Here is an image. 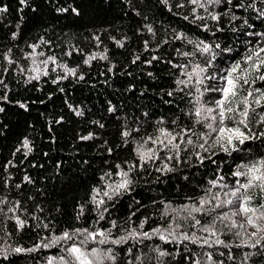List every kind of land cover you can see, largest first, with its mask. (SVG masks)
I'll return each instance as SVG.
<instances>
[{"label":"trees","instance_id":"trees-1","mask_svg":"<svg viewBox=\"0 0 264 264\" xmlns=\"http://www.w3.org/2000/svg\"><path fill=\"white\" fill-rule=\"evenodd\" d=\"M179 4L183 7H178ZM238 4L242 7H237ZM0 7L7 8L6 12H0V80H3L0 84V109H3L0 111V264H48L50 257L58 259L62 254L58 247L42 246L49 239L64 231L81 228L95 231L97 227H104L106 221L93 223L96 215L91 211V204L77 219L78 206L88 201L93 186H102L100 176L105 171L115 172V164L123 166L125 161L135 160L132 137L139 140L153 133L154 122L161 117L170 124L179 115L180 124H190V119L180 111L192 106L189 98L181 99L179 92L173 97L167 94L176 87L174 80L180 69L163 61L188 63L190 58L176 50L182 53L194 49V44L187 40L176 39L178 33L183 32L195 43L204 41L211 45L218 53L215 64L227 66L250 46L245 41L255 40L245 33L264 31L261 15L264 0H232L230 5L221 0L219 5H211L208 12L197 8L195 14L196 6L188 0H26L25 3L0 0ZM212 12L227 14L217 22L211 20L209 13ZM201 15L206 19L195 18ZM205 24L207 31L203 30ZM249 25L254 27L249 28ZM149 26L152 32L148 31ZM117 42L123 43V47ZM216 44L220 45L219 49H215ZM32 45H37L35 53ZM225 48L233 51L223 52ZM69 52L71 55L66 54ZM104 55L107 59L100 58ZM210 55L198 52L194 59L203 64ZM92 56L95 59L85 63ZM152 56L162 59L146 63ZM49 57H54L56 63L48 60ZM8 59L15 63L9 64ZM45 60L47 64L42 63ZM62 65L75 69V75H67ZM36 67L49 75L39 74L38 81L32 79L38 75L33 71ZM65 75L66 79H59ZM81 75L83 80L79 79ZM169 99L174 103L164 102ZM207 99L205 96L204 100ZM22 104L25 107H21ZM110 108L114 111H109ZM77 111L83 115L77 116ZM145 112L147 117L143 115ZM136 127L140 131H133L125 145L122 131ZM252 127L257 133L264 129V125L253 124ZM89 134L93 139H81ZM25 139L32 149L30 152L23 146ZM251 148L252 153L248 155L264 154V139L252 142ZM108 149H112L111 155ZM210 151L219 152V149ZM213 158L224 171H229L239 160L236 153L232 157L220 153ZM161 163L156 161L155 166ZM170 163L176 170L167 174L156 172L155 166L148 171L133 172L134 191L130 196L117 198L119 202L111 209L112 219L128 228L125 221L135 212L131 216V227L147 217L143 231L168 228L172 219L166 214L171 210L166 207L168 202L171 207H177L188 203L187 197L201 195V188L208 187L207 180L214 178L217 167L209 160L200 165L195 156L179 165L175 161ZM26 176L31 183L24 179ZM112 179L119 178L113 176ZM13 208L14 212L9 211ZM16 218L26 222L23 229L18 227ZM177 223L183 221L177 220ZM184 231L191 234L193 229L187 226ZM224 231L221 239L230 246L241 242L227 229ZM113 232L124 234L119 229ZM132 243L129 241L130 245ZM15 247L36 250L14 253ZM137 247L149 255L150 264H193L194 260H199L200 264L221 260L224 264H264V241L256 248L232 247L233 258L229 259L228 249L224 247L200 248L187 241L167 244L156 237L134 246L129 257L117 248L120 255L116 264H121L125 258L132 259ZM157 247L171 255L159 257L154 251ZM5 248H8L7 258L3 253ZM218 251L224 255H217ZM206 252L213 254L212 261H208ZM185 256L190 259L185 261Z\"/></svg>","mask_w":264,"mask_h":264},{"label":"snow or ice","instance_id":"snow-or-ice-1","mask_svg":"<svg viewBox=\"0 0 264 264\" xmlns=\"http://www.w3.org/2000/svg\"><path fill=\"white\" fill-rule=\"evenodd\" d=\"M20 2L25 3L26 0H20ZM188 2L196 6L193 8V14H195L197 8L208 12L211 5H219L221 0H188ZM225 2L230 5L232 0H225ZM178 7H183V4H179ZM237 7H242V5L238 4ZM6 11V7H0V12ZM73 12L79 15L76 9H73ZM226 14V12H212L209 13V16L211 20L219 22L220 17ZM261 15L264 16V12ZM195 18L197 20L206 19L203 15ZM236 18L238 19V17ZM184 19L187 20L188 17H184ZM244 23L247 24V20ZM252 27L254 26L249 25V28ZM203 30H208L207 24L203 25ZM220 30L217 28V31ZM148 31L152 32L150 26ZM245 35L253 37L255 40L245 41L250 46L239 54V58L232 60L227 66H220L215 64L218 53L211 45L204 41L195 43L187 39L183 32L177 34L176 39L187 40V43L194 44V49L191 52L182 53L179 49L176 50L183 57L190 58L188 63L174 64L171 60L163 61L172 68L180 69L174 80L176 87L167 94L169 97H173L174 93L179 92L182 93L181 99L189 98L188 103L192 106L182 108L180 111L190 119V124H180L179 115H176L170 124L161 117L154 122L153 133L141 136L139 140L132 137L134 143L132 151L135 160L125 161L123 166L119 163L115 164V172L105 171L100 176V180L103 182L102 186H93L88 201L78 206L77 219L84 215L85 208L91 204V211L96 215V220L93 223L98 225L100 221H106V225L97 227L95 231L81 228L64 231L52 239L45 237L44 239H49V242L42 245L44 248L58 247L62 253L58 259L50 257L48 264H54V262L55 264H116L120 255L117 248L125 253V257H129L132 256L134 246L142 245L144 240H152L154 237L167 244L179 245L187 241L200 248L215 247L219 249L224 247L228 249L229 259L233 258L232 247L256 248L261 245V242L264 241V154H248L252 153V142L264 139V129L257 133L253 131L252 127L253 124L256 127L264 125V31H249ZM95 39L99 40V37H95ZM117 43L119 47H123V43ZM30 47L35 53L37 45ZM219 48L220 45L216 44L215 49ZM145 50H148L147 42H145ZM232 51L231 48L223 50L228 53ZM198 52L201 55H211L201 64L194 59ZM66 54L71 55V52ZM100 58L107 59V56L104 55ZM92 59H95V56L89 57L85 63H89ZM136 59H139V56ZM161 59V57L152 56L146 63L151 64L153 60L160 61ZM48 60H51L53 64L56 63L54 57H49ZM135 62L134 60L133 63ZM8 63L12 64L15 61L8 59ZM42 63L47 64L48 61L45 60ZM61 67L65 68L67 75H75V69H68L66 65ZM210 68L211 72H209ZM33 71L38 73L32 77L37 81L40 79L39 74L49 75L46 70L39 67L34 68ZM67 75L61 76L59 79H66ZM148 75L153 74L148 73ZM180 76L185 79H180ZM79 79L83 80V75L79 76ZM53 82H58V80ZM2 83L3 80H0V84ZM257 83L261 86L257 87ZM61 91L63 90L61 89ZM205 96H208L207 100H204ZM164 102L171 105L174 100L169 99ZM20 106L25 107L23 104ZM176 107L179 105L177 104ZM109 111H114V108H110ZM76 115L81 116L83 113L77 111ZM143 115L147 117L148 113L145 112ZM166 124H168L167 127L164 126ZM133 131L139 132L140 129L136 127L132 130L122 131L121 137L125 145L129 142L127 138L132 136ZM81 139L91 140L93 136L89 134ZM23 146L29 152L32 150L27 139L23 141ZM210 149H219V152L210 151ZM108 152L111 155L112 149H108ZM161 153L163 156L160 155ZM184 153H188V155L183 156ZM220 153H223L225 157H232L233 153H236L239 160L229 171H224L213 158ZM192 156H195L200 165H203L205 160L216 164L214 178L207 180L208 187L201 188V195L187 197L188 203L171 207V202H168L166 207L171 210L166 214L172 218L168 228L161 230L157 227L150 231H143L147 217L141 220L136 227H131V216L135 215V212H132L125 221L129 224L128 228H124L123 224H118L117 220L112 219L111 209H114L116 203L119 202L117 198H123L124 195L130 196L134 191L133 172L151 170L156 161H161V165L155 166V171L161 174L171 173L176 169L170 162L175 161L179 165L190 160ZM113 176L119 179L113 180ZM24 179L31 183L27 176ZM217 189L218 191H214ZM135 202L139 204L138 200ZM159 203L163 204L164 201ZM18 206L17 204L16 207ZM9 211L14 212L15 209H9ZM198 217H206V219L201 220ZM236 217H240V219L237 220ZM177 220H182L183 223H177ZM16 223L20 229H23L26 224L19 218H16ZM187 226L193 229L191 234L184 231ZM249 228L252 229L251 232L247 231ZM114 229H119L120 233L124 234H114ZM225 229L239 237L241 242L230 246L221 239V236L225 235ZM197 232L203 235L198 236ZM129 241L133 243L130 245ZM90 244L94 246L89 248ZM124 245H128V247L125 248ZM35 250V248L15 247L12 252L22 253ZM188 250V246L185 244V251ZM154 251L158 252L159 257L171 255L167 251H161L159 247ZM3 253L7 258L8 248L3 249ZM205 255L208 261H212V253L206 252ZM217 255L223 256L224 252L218 251ZM247 255L249 254L246 253L245 256L247 257ZM150 259L147 253H142V249L137 247L136 255L132 259L125 258L121 264H150ZM184 259L187 261L190 257L185 256ZM193 264H200V261L194 260ZM213 264H224V262L222 260L214 261Z\"/></svg>","mask_w":264,"mask_h":264}]
</instances>
